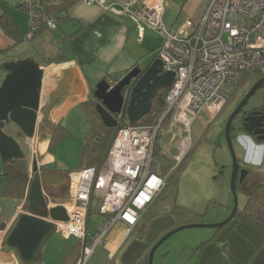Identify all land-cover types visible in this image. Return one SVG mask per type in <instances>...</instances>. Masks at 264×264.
I'll return each mask as SVG.
<instances>
[{
    "label": "built area",
    "instance_id": "built-area-1",
    "mask_svg": "<svg viewBox=\"0 0 264 264\" xmlns=\"http://www.w3.org/2000/svg\"><path fill=\"white\" fill-rule=\"evenodd\" d=\"M81 1L127 16L139 40L147 28L158 32L162 40L155 56L162 71L174 73L151 123L130 124L119 115L103 161L68 173L67 195L61 202L68 218L54 221V231L65 239L77 238L75 264H89L116 223L124 226V235L110 258L129 243L184 164L192 147V123L200 119L208 129L250 73L264 77V0H208L197 18L187 17L174 28L163 21L166 0ZM21 7L28 14L25 39L41 27L57 29V18L39 9L37 0H23ZM28 139L33 162L36 148L32 137ZM94 201L102 220L90 233ZM56 204L47 200V207Z\"/></svg>",
    "mask_w": 264,
    "mask_h": 264
},
{
    "label": "crops",
    "instance_id": "crops-1",
    "mask_svg": "<svg viewBox=\"0 0 264 264\" xmlns=\"http://www.w3.org/2000/svg\"><path fill=\"white\" fill-rule=\"evenodd\" d=\"M207 1L166 0L165 9L172 5L176 17L183 13L187 17L197 18ZM22 2L23 0H15L14 4H11L9 0H0V82L6 74L1 67L5 61L28 56L43 68L41 102H46L49 94L54 103L44 123L40 126L37 124L33 129L36 158L32 163L26 145L28 175L31 164L33 177L44 171L62 175V180L51 176L44 190L45 193L48 191L51 194V203L61 204L67 195L68 173L85 166L80 161L77 169L64 170L66 165L62 167L57 164L58 161L49 153L51 130L56 124L65 127L62 122L73 110H81L88 117L85 103L94 98V85L102 78H119L135 66L126 47V39L134 31V24L127 16L106 12L97 4L85 5L88 6L87 9L73 13L71 9H74L78 1L66 9L69 19L59 21L57 29H42L31 39H25L28 21L27 15L21 11ZM64 23H68V26L61 29L60 26ZM170 26L175 27L176 22ZM136 37L138 41L142 40L138 39L137 30ZM9 127L8 134L15 135L16 126L9 124ZM25 141L23 139L20 143L24 144ZM34 166L36 171H33ZM4 182L3 160L0 157V264H23L19 261L16 251L5 244V237L18 215L28 212L23 207L25 198L14 201L2 197ZM114 227L107 235L108 237L111 233L112 237L105 242V246L109 251V259L116 261L110 258V254L120 242L124 226L118 222ZM125 247L126 245L117 252L118 259ZM77 256L72 258L70 264H75ZM41 259L42 254L38 260ZM182 261L183 264H264V232L246 220L233 217L211 237L202 240Z\"/></svg>",
    "mask_w": 264,
    "mask_h": 264
},
{
    "label": "rangeland",
    "instance_id": "rangeland-1",
    "mask_svg": "<svg viewBox=\"0 0 264 264\" xmlns=\"http://www.w3.org/2000/svg\"><path fill=\"white\" fill-rule=\"evenodd\" d=\"M9 1L11 4H14L15 0ZM85 5L82 1H79L74 6V9L71 10H73V13H77L87 9L88 6ZM21 11L27 15L28 21L27 12L24 10ZM186 18L187 16L183 13L176 17L172 10V5L165 9L163 15L165 24L170 26L173 22H176L175 27L182 24ZM67 26L68 23H64L60 28L65 29ZM133 28L134 31L132 32L134 33L132 34L131 32L126 39V47L130 51L135 66L145 67L155 57L162 38L158 32L147 28L143 33L142 40L138 41L134 25ZM26 33L27 31H25L24 37ZM45 53L51 54V52ZM259 77L260 75L256 72L250 73L242 85L241 92ZM228 90L230 93L233 92V89L228 88ZM231 108V105H226L216 122L208 129L202 127L200 119H196L191 125L192 147L190 153L177 173L176 178L170 181L150 212L151 214H159L166 209L171 211L174 217L172 227L187 224L219 223L227 218L231 212L232 194L229 190L231 174L227 167L230 163V155L226 142L218 139V134L221 132L223 126V120ZM62 123L68 129L69 134L52 144L49 153L55 157L58 165H62V167L67 166L64 167V170L77 169L81 163L82 139L89 128L90 121L83 111L76 109L70 112ZM9 128V125H6L4 131L8 133ZM21 147L27 159L28 149L22 143ZM233 147L235 153L240 155V157L243 158L246 154L248 162L245 160V157L244 160L247 164L255 167L254 163L256 159L253 157L250 158L247 153H244L245 149L250 151L253 148L246 146L244 149L243 145L239 142H235ZM30 155L31 150L29 151ZM35 156L34 154L33 158H36ZM159 161V157L156 156L154 163L157 164ZM31 166L33 165L31 164ZM57 194L61 193L57 192ZM236 197L237 210L242 212V208L246 203V197L240 191L236 192ZM255 202L259 206L257 207L258 214H262L264 211V205H262L264 204V194H261ZM101 220L102 217L97 213V204L94 201L89 219L90 233L94 231L95 225ZM148 226L149 223L147 222L143 223L140 228L145 233ZM117 227H114V229ZM217 230L218 228L214 227H189L175 232L155 249L151 264H183L182 260H184L186 254L193 252L202 240L211 237ZM139 233L133 234L134 238L139 237ZM111 237L112 235L110 233L106 241L108 239L111 240ZM78 249L79 240L77 238L70 237L69 239H64L58 231H54L41 247L42 259L37 260L34 264H68L74 254L78 253ZM108 255L109 251L107 247L105 244H101L95 249L89 264H109V262L112 264H120L118 258H116V261L110 260Z\"/></svg>",
    "mask_w": 264,
    "mask_h": 264
},
{
    "label": "water",
    "instance_id": "water-1",
    "mask_svg": "<svg viewBox=\"0 0 264 264\" xmlns=\"http://www.w3.org/2000/svg\"><path fill=\"white\" fill-rule=\"evenodd\" d=\"M1 67L6 71L0 84V157L1 160L25 158V153L17 137L30 138L35 126L44 123L49 109L54 100L47 95V101L41 102V88L43 81V68L32 57H24L17 60L5 61ZM127 100L122 90L129 86ZM174 80L172 71H162V63L153 58L143 71L138 66L132 67L114 85L102 78L94 86L92 94L96 99L95 108L104 126L113 128L117 125L116 116L123 110L130 124H135L151 109V101L159 90L170 86ZM264 83V77L258 79L250 88L240 104L228 117L225 126V135L229 151L234 158L229 128L232 118L239 111L244 101L251 93ZM249 118H247L248 120ZM16 126V134H8L4 131L6 125ZM249 127L255 123L248 120ZM248 127V128H249ZM33 171H36L34 166ZM55 176L62 180V175L49 171L36 174L29 182L27 200L29 203L45 209L47 217L37 216L28 212H21L15 223L5 237V244L16 251L19 261L23 264H34L38 260L39 251L54 232V221L67 220L65 208L61 204L47 207V198L44 190L48 185L47 180ZM231 190L233 194V206L227 218L215 224H187L172 227L174 217L172 215H159L151 219L143 239H132L120 256V264H136L148 246L164 231L169 229L151 247L147 255V264L152 263L155 249L175 232L189 227H214L219 228L226 224L235 214L237 197L234 191L233 175L231 178Z\"/></svg>",
    "mask_w": 264,
    "mask_h": 264
},
{
    "label": "trees",
    "instance_id": "trees-1",
    "mask_svg": "<svg viewBox=\"0 0 264 264\" xmlns=\"http://www.w3.org/2000/svg\"><path fill=\"white\" fill-rule=\"evenodd\" d=\"M78 1L80 0H39L37 6L45 13L55 16L57 18V23H59V21L69 19L66 9H68L70 6L74 5ZM62 11H66V16H60V13ZM42 29L45 28L41 27L38 31L33 34V36ZM165 90L166 89L159 90L156 95V98L154 99L151 105L150 111L143 117H141L140 120L136 123L148 124L153 121L156 112L162 104ZM95 103L96 100L93 97L90 101L85 103V107L87 108L86 112L90 121V126L85 132L84 137L82 139L81 162L84 166H98L103 161L106 156L111 139L116 131V127L109 128L104 126L96 111ZM124 116H126L125 113ZM68 134L69 131L65 127H63L61 124H56V126L51 131L49 146L51 147L52 144L66 137ZM3 175L5 178V182L1 191L2 197L14 201H20L24 197L25 200L23 203V207L26 211L41 217L47 216V211L45 209L39 208L29 203L26 199L29 182L33 178V176L29 178L28 163L26 158H14L4 160ZM150 212H148V214ZM254 212L256 211H252L249 208H245L244 210H242V212H236L235 215H237V217L240 219L246 220L252 223L253 225H256L264 232V216L258 214L259 212ZM169 214L173 216V213L167 209L164 212L160 213V215ZM143 222L144 220L135 228L133 233L135 234L137 232H140L139 237H137L139 239L144 235V231H142V228H140V226L143 225ZM77 254L78 253L74 254L73 257H76ZM40 256L41 249L39 251L38 259L40 258ZM70 262L68 264H70ZM137 264H147V258H142Z\"/></svg>",
    "mask_w": 264,
    "mask_h": 264
},
{
    "label": "flooded vegetation",
    "instance_id": "flooded-vegetation-1",
    "mask_svg": "<svg viewBox=\"0 0 264 264\" xmlns=\"http://www.w3.org/2000/svg\"><path fill=\"white\" fill-rule=\"evenodd\" d=\"M145 67L139 66L141 71H143L145 69ZM128 71H126L125 73H127ZM122 76H120L119 78H116L115 80H110L109 78H105V79L112 86ZM260 78H262V77H259L258 79H260ZM134 79L135 78H132L131 81H130L129 86H126L122 90V93L125 96V98H124L125 101L127 100V98H126L127 97V90L129 89V87H130L132 81H134ZM257 80L253 81L243 92H241V89H242V87H241L236 93H234V95H232L229 98V100L227 102V106L231 105L232 108L230 109L229 113L227 114V116H225V118L223 120V126H222V129H221V132L218 134V139L219 140H224L226 142L227 150H228L229 155H230V163L227 165V167H228V170H229V172L231 174V178H232V175H233V184H234L235 195H236L237 191H240L246 197V203L244 204L242 210H244L245 208H249L252 211L259 212L258 208H257L259 206H258V204L255 201L259 198V196L261 194H264V83H261V85H259V87H257V89H255L251 93V95L244 101V103L242 104V106L240 107V109L236 113V115L232 118V121L230 123V128H229V137L231 139V145H232V148H233L234 158H232L231 152L229 151V147H228L227 140H226V135H225V126H226V122H227L228 117L231 115L233 110L240 104V102L243 101L245 95L248 93L250 88L253 86V84ZM155 98H156V96L152 99L151 104L153 103ZM119 115H124V108L116 116V119H118ZM247 118H249L248 120H250V121L255 123L254 127H249ZM216 120H215V122H216ZM215 122H213V123H215ZM210 126L208 128H210ZM17 139H18L19 142L21 140H23V139L26 140L24 142V144L23 143L22 144L25 145V146L27 145L29 151L31 150V143H30L31 141L28 138L18 136ZM235 142L241 143L243 145L244 149L246 148V146H250L251 148H253L250 151H247L245 149L244 153H247L250 158L253 157L254 159H256V161L254 163L255 167L252 166L251 164H247L248 159L246 157V154L244 155V157H245V160L247 162L244 160V157L242 158V157H240V155H237L235 153V150H234V147H233ZM32 176H33V173H32ZM229 190H230V193L232 194L231 180H230ZM47 192L48 191H46L45 196H46V198L48 200L52 196L50 195L49 192L48 193ZM262 205H264V204H262ZM232 206H233V194H232ZM236 212L238 213L240 211H238L237 208H236L235 214H236ZM235 214H234L233 217H235ZM262 214H261V216H264V211H263ZM155 216H159V215H155V214H150L149 213L143 219L144 220L143 223H147V222L150 223L151 219L153 217H155ZM169 229H167L166 231L162 232L148 246V248L142 254L141 259L142 258H147L148 252L151 249V247ZM133 233L131 234L130 239L131 240L132 239H139L137 237L134 238ZM145 233H144L143 237L145 236ZM123 235H122L120 240H122ZM143 237H141L140 239H143ZM116 258L117 257H115L114 259H116ZM141 259H139V261Z\"/></svg>",
    "mask_w": 264,
    "mask_h": 264
},
{
    "label": "clouds",
    "instance_id": "clouds-1",
    "mask_svg": "<svg viewBox=\"0 0 264 264\" xmlns=\"http://www.w3.org/2000/svg\"><path fill=\"white\" fill-rule=\"evenodd\" d=\"M155 58H156V56H155ZM166 89V88H165Z\"/></svg>",
    "mask_w": 264,
    "mask_h": 264
}]
</instances>
